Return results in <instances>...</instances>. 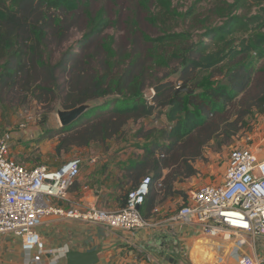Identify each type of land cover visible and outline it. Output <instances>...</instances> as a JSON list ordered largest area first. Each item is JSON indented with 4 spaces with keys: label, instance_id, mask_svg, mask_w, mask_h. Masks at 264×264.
I'll list each match as a JSON object with an SVG mask.
<instances>
[{
    "label": "trees",
    "instance_id": "obj_1",
    "mask_svg": "<svg viewBox=\"0 0 264 264\" xmlns=\"http://www.w3.org/2000/svg\"><path fill=\"white\" fill-rule=\"evenodd\" d=\"M123 1L0 0V101L15 93L20 104L32 98L72 109L103 99L57 128V154L104 142L130 121L165 110L169 127L161 141L152 140L144 160L134 162L139 175L151 177L141 206L147 218L143 208L153 205L151 187L162 169L169 171L159 191L170 193L184 166L181 173L196 174L188 161L207 143L220 136L229 141L242 117L264 115V0H214L221 22H204L199 34L190 26L176 30L177 21L195 19L196 4L182 13L174 0H133L132 8ZM172 74L193 93L170 88L146 96V88ZM237 103L241 117L233 113Z\"/></svg>",
    "mask_w": 264,
    "mask_h": 264
},
{
    "label": "crops",
    "instance_id": "obj_2",
    "mask_svg": "<svg viewBox=\"0 0 264 264\" xmlns=\"http://www.w3.org/2000/svg\"><path fill=\"white\" fill-rule=\"evenodd\" d=\"M152 118L153 116L138 122L130 121L122 134L104 142L74 147L68 154L77 150L76 155H68L70 157L57 163L55 167L49 166L57 168L75 157L81 159L79 175L68 190L66 200H55V203L63 207L75 204L82 208L90 205L109 210L121 208L126 191L142 178L138 174L140 166H134V162L144 160L147 145L155 140L142 134L137 135L134 130L127 133V128L133 127V124H146ZM12 134V138H22L27 132L19 130ZM44 139L46 143L53 142L55 152L57 137L50 135ZM17 160L22 161L20 156ZM25 166L31 165L25 163ZM225 167L226 162L221 179H215L214 183L222 180ZM168 171L162 169L161 177L151 187L153 205L143 208V212L149 213L147 218L156 222L153 227L128 231L58 215L44 217L36 230L41 234L46 249L58 256L57 264H66L68 251H93L98 258L95 264H238L235 256L247 253L249 249L248 246L240 245L231 232L222 238H210L202 235L195 224L175 219L180 207L188 200H183L181 190L188 195L190 192L186 190L185 184L177 180L173 182L172 192L162 194L157 187ZM134 172L137 174L135 180ZM203 182L199 185L210 183L208 178ZM259 253L263 254L261 251ZM52 256L46 253L42 262L48 261ZM0 264L37 263H31L29 254L22 251L18 238L0 234Z\"/></svg>",
    "mask_w": 264,
    "mask_h": 264
},
{
    "label": "built area",
    "instance_id": "obj_3",
    "mask_svg": "<svg viewBox=\"0 0 264 264\" xmlns=\"http://www.w3.org/2000/svg\"><path fill=\"white\" fill-rule=\"evenodd\" d=\"M12 135L7 132L0 137V234L18 238L31 263H41L46 253L53 256L41 264L58 263V256L46 249L36 230L49 215L128 231L155 226L152 218L141 213L151 186L149 175L126 191L124 205L117 210L75 204L63 207L55 200H66L79 175L81 159L75 157L57 168L43 163L25 166L10 157ZM187 199L175 219L195 224L206 237L222 238L223 232H231L243 238L249 251L236 255L238 264H264V158L248 147L232 148L222 180L197 186Z\"/></svg>",
    "mask_w": 264,
    "mask_h": 264
},
{
    "label": "rangeland",
    "instance_id": "obj_4",
    "mask_svg": "<svg viewBox=\"0 0 264 264\" xmlns=\"http://www.w3.org/2000/svg\"><path fill=\"white\" fill-rule=\"evenodd\" d=\"M100 2L105 3V1ZM123 4L130 8L134 5L133 0H125L123 1ZM174 4L178 6V10L182 13L193 4H196L195 7L197 9L195 19L193 21H177L176 24L178 28H176V30L190 26L189 30L199 34L203 31L200 28L204 22L210 24H218L221 22V19L217 17L213 10L215 4L214 0H201L198 2L196 0H174ZM251 12H255V7L252 8ZM72 41L73 39H71L66 46H73ZM59 76L60 83L65 87L67 75L61 73ZM178 81L181 83L180 79ZM144 93L147 97L151 96V87L146 88ZM7 98H10L11 101H4V103L0 101V137L7 132L15 133L19 130L27 132L25 137H13L11 139L9 143V153L11 158L23 165L26 163L27 165L33 166L43 163L47 166L55 167L56 164L60 163L63 159L65 160L70 156L73 157L76 155L77 150L72 151L69 154L66 152L57 154L53 150V142L46 143L44 141V138L50 135L56 136V140H58L56 131L61 125L56 112L58 109L62 108L59 101L52 105L38 104L31 98L23 104H20V102L23 101V97H20V95L15 93L9 94L5 100H7ZM102 100L103 99L90 101L89 104L94 105ZM164 112L165 110H158L155 116L148 120L146 124H133V127L127 128V133L132 132L133 130L138 132L139 128H142V134L149 135V138L157 140L161 134V130L168 129L169 127ZM239 112L241 113L243 111L237 103L235 104L233 113L238 115ZM238 117H241V115L239 114ZM40 140L43 141L40 142ZM240 147H248L254 151L259 158H264V115L253 113L242 117L240 129L233 139L225 142L224 138L220 136L217 139L211 140L203 147L199 157L188 161L193 168L197 165V169L194 168L197 170V174L187 177L181 173L183 172L182 170H186L184 166L183 169L178 171L179 174L176 179L182 184H185L186 190L189 192L197 185L204 183L203 180L205 178H208L210 183H214L213 181L215 179L218 180L222 177V168L225 166L230 150L232 148ZM18 156H20V159L23 162L17 160ZM208 165H211V167L209 168ZM157 188L158 190L159 188L162 189L160 185ZM181 196L185 201L188 194L181 190ZM228 233L229 232H223L221 236H226ZM237 240L238 243L242 242L244 246H247V243L243 238H237ZM230 262L233 263L232 260Z\"/></svg>",
    "mask_w": 264,
    "mask_h": 264
},
{
    "label": "water",
    "instance_id": "obj_5",
    "mask_svg": "<svg viewBox=\"0 0 264 264\" xmlns=\"http://www.w3.org/2000/svg\"><path fill=\"white\" fill-rule=\"evenodd\" d=\"M178 80V74L170 75L169 77L152 86L151 91L153 95H155L165 89L175 88L176 92H186L188 94L193 93V90L189 89L186 85H181ZM91 106L92 105L89 104V102H86L72 109H58L56 113L60 125L67 126L75 123ZM97 260V255L93 251L84 253L77 251H68L66 253V264H95Z\"/></svg>",
    "mask_w": 264,
    "mask_h": 264
}]
</instances>
